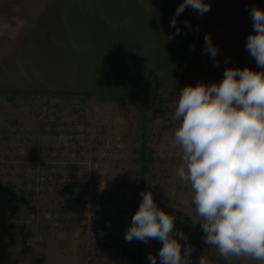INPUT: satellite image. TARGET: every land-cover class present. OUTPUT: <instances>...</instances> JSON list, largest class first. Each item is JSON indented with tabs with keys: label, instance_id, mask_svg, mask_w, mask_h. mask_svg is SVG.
<instances>
[{
	"label": "rangeland",
	"instance_id": "1",
	"mask_svg": "<svg viewBox=\"0 0 264 264\" xmlns=\"http://www.w3.org/2000/svg\"><path fill=\"white\" fill-rule=\"evenodd\" d=\"M206 2L211 8L204 15L186 8L190 11L185 14L187 19L177 20L180 34L171 40L167 38L174 35L176 28L169 26L171 21H165L164 36L150 37L149 47L158 50L118 52L114 60L110 53V59L102 61L106 66L102 72L107 74L102 80L108 81L102 90L17 94L0 91V151L12 150L23 136L31 143L35 132L32 120H37L43 134L36 145L31 144L42 159L52 150L59 160L66 161L64 169L74 173L78 188L87 187L83 174L87 168L96 187L115 189L138 180L141 200L142 191H151L158 207L175 215L176 232L187 235L194 248L191 264H199L202 256L207 264H260L246 257L225 260L215 247L204 243L200 217L192 203L194 193L176 175L181 164L180 150L170 147L174 136L173 101L186 85L219 82L226 68L256 66L245 46L253 32L250 10L264 9V0ZM206 34L218 49L215 59L203 51ZM111 71L128 80L129 88H112ZM108 143L110 149L100 153ZM31 184V178L24 177L14 164L0 168V264H150L149 254L157 256L160 264L162 242L155 239L147 243L125 240L108 254L89 243L78 232L75 220L61 211L59 196L46 186L40 190V210L16 211L9 197ZM44 211L56 213L57 219L43 218ZM125 232L116 235V243L125 239ZM26 235L35 238L34 245H24ZM180 243L183 249L185 241ZM130 245L132 251L127 249Z\"/></svg>",
	"mask_w": 264,
	"mask_h": 264
},
{
	"label": "clouds",
	"instance_id": "2",
	"mask_svg": "<svg viewBox=\"0 0 264 264\" xmlns=\"http://www.w3.org/2000/svg\"><path fill=\"white\" fill-rule=\"evenodd\" d=\"M186 8L204 15L211 5L183 0L169 25L176 32L168 40L180 34L176 17ZM250 17L253 32L245 47L261 70L226 68L219 82L186 85L173 101L170 147L180 150L176 175L194 193L204 243L225 260L246 257L264 264V9L253 7ZM203 51L213 59L218 55L209 34ZM141 196L125 240H158L160 264H191L194 248L183 231L176 232L175 215L159 208L151 191ZM148 259L157 264V256ZM199 264H207L203 256Z\"/></svg>",
	"mask_w": 264,
	"mask_h": 264
},
{
	"label": "crops",
	"instance_id": "3",
	"mask_svg": "<svg viewBox=\"0 0 264 264\" xmlns=\"http://www.w3.org/2000/svg\"><path fill=\"white\" fill-rule=\"evenodd\" d=\"M182 2L0 0V91L17 94L102 90L108 82L102 80L107 75L102 72L106 67L102 61L107 62L110 53L114 60L118 52L158 50L149 47L150 37L164 36L165 21L172 20ZM187 12L190 11L185 9L176 19H187ZM156 43L161 44L159 40ZM253 63L256 66L250 68L260 71L255 59ZM111 67L116 68L115 64ZM110 79L112 88H129V81L118 73L115 76L111 71ZM31 125L35 129L31 143L36 145L43 133L37 120H32ZM59 161L66 168V161Z\"/></svg>",
	"mask_w": 264,
	"mask_h": 264
},
{
	"label": "built area",
	"instance_id": "4",
	"mask_svg": "<svg viewBox=\"0 0 264 264\" xmlns=\"http://www.w3.org/2000/svg\"><path fill=\"white\" fill-rule=\"evenodd\" d=\"M41 118V116H40ZM30 130L29 127L26 128ZM106 144L100 153L110 149ZM14 164L26 178H31L33 184L10 196V206L18 212L31 213L40 210V190H52L59 196L61 211L68 213L76 222L78 232L84 234L89 243L95 244L104 253H111L114 247H121L125 239L115 237L124 232L131 224L132 216L138 210L140 197V182L106 189L94 186L90 172L86 168L87 187L78 188L73 172H66L55 151H48L42 159L39 151L28 140L23 138L13 146L12 150L0 151V168ZM43 218L57 219L52 211H44ZM29 241H33L32 244ZM26 247L34 245L32 235L23 237ZM127 249L133 250L130 245Z\"/></svg>",
	"mask_w": 264,
	"mask_h": 264
}]
</instances>
